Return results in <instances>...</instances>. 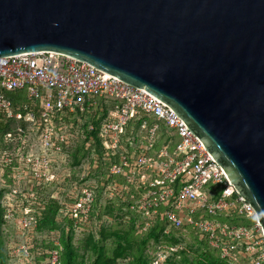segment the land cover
<instances>
[{
  "label": "built area",
  "instance_id": "2783aa9c",
  "mask_svg": "<svg viewBox=\"0 0 264 264\" xmlns=\"http://www.w3.org/2000/svg\"><path fill=\"white\" fill-rule=\"evenodd\" d=\"M21 91L30 100L40 101L39 120L33 107L15 108L5 95ZM104 99L114 100L115 105L100 129L103 154L92 149L80 180L70 185V203L63 210L70 226L81 234L97 231L99 221L93 212L100 193L127 205L137 216L139 236L162 224L159 242L147 250L150 264H168L179 257L191 236L218 250L230 264H264V232L254 209L237 194L222 167L173 110L145 90L85 62L52 53L0 58V110L8 119L25 118L32 123L42 149V153L20 160L14 169L15 186L3 201L6 223H15L27 238L26 243L9 247L10 262L62 264L56 242L50 249H40L29 242L38 220L20 199H26L21 183H27L30 194L57 182L52 154L62 155L64 145L77 141V135L68 125H56L55 120L85 115ZM142 114L154 118L155 124L143 121L142 125H129L140 120ZM87 127L86 145L92 148L96 140L89 133L96 127ZM17 131L24 133L20 126ZM101 167L106 172L98 190L86 179L91 169L99 172ZM1 171L0 168V175H4ZM234 215L253 222L236 226L219 220ZM173 235L178 243L171 242ZM116 264L130 262L119 259Z\"/></svg>",
  "mask_w": 264,
  "mask_h": 264
},
{
  "label": "water",
  "instance_id": "95a60500",
  "mask_svg": "<svg viewBox=\"0 0 264 264\" xmlns=\"http://www.w3.org/2000/svg\"><path fill=\"white\" fill-rule=\"evenodd\" d=\"M37 53L167 105L264 232V0H0V58Z\"/></svg>",
  "mask_w": 264,
  "mask_h": 264
},
{
  "label": "trees",
  "instance_id": "16d2710c",
  "mask_svg": "<svg viewBox=\"0 0 264 264\" xmlns=\"http://www.w3.org/2000/svg\"><path fill=\"white\" fill-rule=\"evenodd\" d=\"M5 95L9 100L12 101L15 108L23 105H29L33 107L36 118L39 120V112L41 107L40 101L30 100L26 93L22 91L6 92ZM114 105V100L104 99L99 102V107L97 109H91V111L87 112L85 115L75 114L70 117H60V119L57 118L55 120L56 125H68L71 128V132L77 135V141L74 140L68 145H64L62 152V155L66 156L67 158V163L64 167L72 172L74 176L73 178L75 180H80L79 174L82 171V167L85 161L91 157L92 149H97L98 155L102 156V144L100 142L101 140H99L100 129L103 122L108 118L110 111L113 109ZM141 117L142 118L140 120L131 121L129 125H142L143 121H146L148 125H154L156 122L155 119L150 116L142 114ZM89 124H93L96 127V130L93 133H89L96 140V144L93 145L92 148L87 147V140L84 136L86 133H88L87 125ZM32 125V123L26 122L25 118L21 121L8 119L6 114L0 110V158L2 159L0 168L5 170L4 175H0V249L3 248L1 226L6 223V209L3 205V201L5 199V196L9 194L15 186L13 181V177L15 174L14 169L18 167V164L23 157L30 155V153L28 152L23 153L25 148L23 146L24 143L26 144L25 138L28 135V129L30 126L32 128ZM19 126L23 128L24 133H18L17 129ZM36 133L37 130H35V134ZM9 134H11L12 138L8 136ZM18 136L20 137V140L13 141ZM6 160H8L9 162H6ZM105 172L106 170L102 167L100 168L99 172L91 169L86 180H88L89 182L93 181L91 182V185L99 190L101 186V177H103ZM2 179H5L4 184H6L7 182L8 185H2ZM75 180H73V182ZM46 186L47 184L43 187H39L34 192H37L42 188H46ZM65 196L67 199V203L60 204L59 202L53 200L50 201L48 203V206L45 207V209L42 211L43 219L38 224V232L42 231L45 227H52L51 229H57V216L59 215V211L61 208L65 209L66 205L70 203L68 193L65 194ZM115 211L121 213V216L119 214V217L117 218L122 219L124 224L128 226L126 227L128 229L124 231L132 235L133 238L140 240L141 242L140 246L142 259L140 262L134 261L133 264H150L147 256V250L154 244L159 242V234L163 228L162 224L158 226L157 229L152 230L150 233L139 236L137 234V216L127 207V205H123L117 200L106 199L101 196L100 193L98 194L97 204L93 212V216L99 221V227L96 232H83L82 237L75 241L74 238L76 231L73 229V227L70 226V222L66 219V226L64 225L63 227L61 241H68V251L67 254H65V257L64 254L61 253L62 264H74L72 255L76 252L75 248H78L82 244L92 251V257H99L100 254H105L102 255V258H104V260L101 264H116L118 257L123 258L126 254H128L125 251H119L120 249L118 250L117 248H110L111 251H108V248L106 247L102 250L101 246L99 245L102 239L105 240L104 236L107 224V216L113 215V212L115 213ZM219 220L236 226L249 225L253 222L252 220H248L245 217L239 215H234L228 218L220 217ZM126 236L128 238L130 237L128 234ZM190 239V241H185L186 249L179 254V257L171 259L168 264H230L228 261L221 258L220 252L218 250L210 247L205 241L199 240L195 236H191ZM171 242L178 243L179 240L175 237V235H173ZM131 246L132 244L129 243L126 247L119 245L118 248L129 249ZM193 250H197L199 254L197 259L193 261V263H191L188 257ZM111 253H113V256H109V254ZM106 255L108 256L107 259L105 258ZM92 257L91 259H89L91 260V264H100L96 261L93 262ZM0 264H10L8 256L4 258L1 255V251Z\"/></svg>",
  "mask_w": 264,
  "mask_h": 264
},
{
  "label": "rangeland",
  "instance_id": "374dc122",
  "mask_svg": "<svg viewBox=\"0 0 264 264\" xmlns=\"http://www.w3.org/2000/svg\"><path fill=\"white\" fill-rule=\"evenodd\" d=\"M19 141L20 137H16L15 140L13 141ZM24 143V152H28L33 155H38L42 153V149L39 145L38 142V136L35 134V132L32 130L31 126L28 129V135L25 138ZM53 161L55 163L54 165V173L57 176L56 178V183L47 185L46 188H42L38 190L37 192H31L30 194L27 192L28 191V186L26 185L27 183L23 182L21 183L22 186V193L25 195L26 199L23 197L20 198L22 199L23 202H26L27 207L29 208L30 212L37 218L38 224L39 222L43 219L42 211L45 209L46 206H48V203L50 201H57L60 204L67 203V199L65 194L68 193L69 187L71 182L75 180L73 177V174L70 170L66 169L64 166L67 163V158L64 155H54L52 154ZM2 172H5L3 169ZM72 174V175H71ZM2 176V175H1ZM5 179H2L1 184L2 185H8V183L4 181ZM79 181V180H75ZM74 181V182H75ZM93 182V181H91ZM57 199V200H56ZM63 208L60 209L59 215L57 216V223L58 227L57 229H51L52 227H45L42 231L38 232V225L37 228H35V233H33L30 236L29 242L33 243L34 246L40 248V249H50L53 244L56 242L58 249L61 251V253L67 254L68 248V241H61V234L64 225L66 226V219L64 218L63 214ZM119 214L121 216V213L118 211L113 212V215H108L107 216V224H106V230H105V240L102 239V241L99 243L101 246V249H105L106 247L108 248V251H111L110 248H117L119 251H125L128 254H126L124 257L125 259H128L130 264H133V262H140L142 259V253H141V246H140V240L135 239L127 233L126 227L127 225L124 224L122 219H118ZM2 229V243H3V248L0 249L1 255L5 258L8 253V249L11 245L18 243L20 245L26 243L27 238L23 237L22 233L23 231H18L17 226L15 223L10 222V223H5L1 226ZM51 229V230H50ZM27 233V232H25ZM129 235L130 237L128 238L126 235ZM28 236V235H27ZM54 237H56V241H54ZM82 237L81 233L75 234V241L80 239ZM34 239V240H33ZM132 240V241H131ZM84 243V242H82ZM129 243L132 244V246L129 249L125 248H118L119 245H122L123 247H126ZM57 249V248H56ZM75 253L72 255L73 256V263L74 264H80V263H85V264H91V257H92V251L87 248L85 245H80L78 248H75ZM110 253V252H108ZM198 252L197 250L191 251L189 254L188 259L190 260L191 263L195 261L198 257ZM102 255L105 254H100V256H93L92 261L97 262V263H102L104 258H102ZM112 255L113 253L109 254V256ZM107 255L105 258L107 259ZM124 257L119 258V259H124ZM10 264H16L14 262H10Z\"/></svg>",
  "mask_w": 264,
  "mask_h": 264
}]
</instances>
